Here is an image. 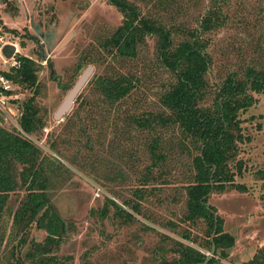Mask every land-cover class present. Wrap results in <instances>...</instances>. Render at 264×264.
I'll return each instance as SVG.
<instances>
[{"label": "trees", "instance_id": "trees-1", "mask_svg": "<svg viewBox=\"0 0 264 264\" xmlns=\"http://www.w3.org/2000/svg\"><path fill=\"white\" fill-rule=\"evenodd\" d=\"M105 1L119 12L120 22L96 34L74 63L70 82L62 85L67 90L86 66L100 68V72L86 82V93L75 96L53 140L49 136L59 121L47 132L43 142L48 145L47 152L37 144L47 123L37 106V62L16 54L18 67L2 72L29 94L20 102L13 100L19 110L17 128L7 129L0 123V258L6 252V256L14 257V264H64L57 252L69 223L48 199L52 179L70 173L52 156H62L58 142L79 145L85 153L83 166L92 167L102 164L105 136L114 149L140 136L144 159L139 185L131 190L129 199L121 201L126 208L104 197L97 212L99 218L106 217L109 208L112 217L123 224L139 217L142 230L157 237L150 249L152 264L202 262L204 250L209 251L211 243L215 253L206 264L227 259L234 238L222 232L221 218L206 202L212 191H245L244 185L233 182L234 175L241 173V161L233 163L235 172L230 165L237 143L245 139L238 114L252 105V93L264 94V24L258 26L245 49L233 47L237 59L221 62L210 77L215 61L207 51L210 40L205 35L223 25L221 4L226 0H210L204 12L193 19L194 25L189 20L193 18L191 8L200 5L199 0ZM148 38L153 40L152 62L167 73V80L161 84L155 111L142 110L132 103L123 107L141 87L143 69L150 63L144 53ZM129 157L136 158L133 154ZM257 172L262 174L264 170ZM122 177L121 172L111 176L112 180ZM171 181L174 191L165 200L179 205L175 216L188 228H179L173 220H152L142 206L156 196L155 190H162L158 187H166ZM12 194L15 198L10 203ZM155 201L159 205L163 202L160 198ZM5 215L10 217L7 232ZM199 225L203 238L191 232V227ZM31 227L45 232L40 241L28 238ZM3 260L0 264H10L8 257ZM79 264H92L87 253L82 254ZM238 264H264V243Z\"/></svg>", "mask_w": 264, "mask_h": 264}, {"label": "rangeland", "instance_id": "rangeland-1", "mask_svg": "<svg viewBox=\"0 0 264 264\" xmlns=\"http://www.w3.org/2000/svg\"><path fill=\"white\" fill-rule=\"evenodd\" d=\"M199 1L200 5L191 8V25H194L193 19L204 12L210 2ZM221 6L225 20L223 25L205 35L210 40L207 51L215 61L210 77L221 62L237 59L233 47L242 49L244 46L245 49L256 35L258 26L264 24V0H226ZM120 19L119 12L105 0H0V32L14 36L11 40L16 43V54L28 56L38 64L37 106L45 114L47 123L37 144L44 151H48L47 143L43 145L47 132L59 121L49 136L53 140L64 124L63 118L55 120L52 116L68 92L62 85L70 82L74 63L90 47L96 34L115 28ZM66 36L67 41L60 45ZM144 53L150 63L140 69L144 72L141 87L126 99L123 107L132 103L142 110L155 111L161 84H165L168 75L159 71L152 62L153 40L150 38L146 40ZM3 60L4 56L0 52V68H3ZM99 72L100 68L92 66L89 77ZM86 82L78 93L89 90ZM28 94L27 89L18 87L16 100L20 102ZM251 95L254 98L252 105L238 114L245 139L237 143V153L230 165L235 172L233 163L241 161V173L234 175L233 182L244 185L245 191L227 188L222 192L212 191L207 196L208 204L213 206L216 215L222 220V232L234 238L227 259H220L215 264H238L264 243V176H261L264 172H257L264 170V94ZM0 115V123L4 128L15 127L12 121L15 122L18 116L14 112L11 115L12 121ZM107 137L102 147V164L92 167L83 166L85 153L79 145L58 142L57 148L62 156L52 153L70 170V173L65 172L52 179L48 193L53 207L69 223L67 236L57 256L59 260H64V264H79L83 253H87L92 264H152L150 249L157 237L153 232L142 230L139 217L138 221L123 224L118 218L112 217L111 208L106 217L99 218L97 214L104 197L126 208L121 201L129 199L131 190L139 185L137 179L142 171L141 159H144L143 140H139L140 136L131 139L129 144L121 142L116 149L108 144ZM129 154L139 157V160L130 158ZM71 159L76 160V163H69ZM118 172L123 177L112 180V174ZM103 175L108 178H102ZM159 188L162 190H155L156 196L142 202L144 211L152 220H173L179 228H188L186 224L179 223L175 216V213H179V205L165 200V196L174 191V183L171 181L166 187L162 185ZM13 198L15 195L12 194L10 203ZM155 198L163 200L162 204L159 205ZM3 224L7 232L10 217L5 215ZM151 226L160 230L155 225ZM191 232L203 238L201 225L191 227ZM44 235V231L31 227L28 238L40 241ZM207 252L204 250L205 254ZM5 254L0 262L8 257L9 263L14 264V257ZM166 256L170 257L171 254L166 253Z\"/></svg>", "mask_w": 264, "mask_h": 264}, {"label": "built area", "instance_id": "built-area-1", "mask_svg": "<svg viewBox=\"0 0 264 264\" xmlns=\"http://www.w3.org/2000/svg\"><path fill=\"white\" fill-rule=\"evenodd\" d=\"M13 37L11 34L0 32V50L6 44H10L14 48L11 57H4L2 61L3 68H0V113L10 121H12L11 115L13 112L17 116L19 115L17 104L13 102L17 98L18 86L2 72H8L11 67H18V61L15 58L17 52L16 43L11 40ZM6 64L7 66H5ZM12 123L17 126L16 121H12Z\"/></svg>", "mask_w": 264, "mask_h": 264}, {"label": "water", "instance_id": "water-1", "mask_svg": "<svg viewBox=\"0 0 264 264\" xmlns=\"http://www.w3.org/2000/svg\"><path fill=\"white\" fill-rule=\"evenodd\" d=\"M67 39H68V36H66L62 40L60 45L64 44L67 41ZM13 49L14 48L12 45L6 44L1 48L0 52H1L2 56H4L5 58H9L12 55ZM91 71H92V66H90V65L86 66L83 69V71L77 77L74 84L71 86V88L66 93L65 97L63 98V100L61 101L59 106L54 111L53 116H52L53 119L59 120L63 115H65L68 112V110H69V108L73 102V99L76 96V94L78 93L79 89L90 78L89 74L91 73ZM206 206H208L207 202H206ZM212 236H213V233H211V235H210V240L212 239ZM213 255H214V245H213V243H211L210 249L206 253L205 258L203 259L202 262H199V263H180V264H206L208 262V260H210V258L213 257Z\"/></svg>", "mask_w": 264, "mask_h": 264}]
</instances>
